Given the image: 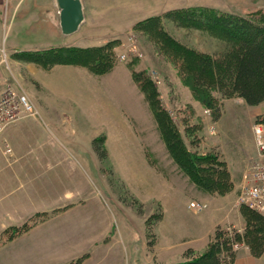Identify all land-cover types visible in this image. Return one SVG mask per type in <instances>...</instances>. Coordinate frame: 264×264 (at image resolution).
<instances>
[{"label":"rangeland","instance_id":"1","mask_svg":"<svg viewBox=\"0 0 264 264\" xmlns=\"http://www.w3.org/2000/svg\"><path fill=\"white\" fill-rule=\"evenodd\" d=\"M80 1L83 4L84 19L79 29L70 36H63L58 27L57 33L51 30L49 38L45 39L24 37L17 26L23 5L18 11L11 8L8 0H0V48L5 51V61L0 66V88L7 84L21 88L40 116L38 120L41 126L31 124L28 133L19 136L32 142L37 140L56 143L57 146L60 144L73 156L75 163L78 162L79 170L75 171L74 180L68 182V188L74 192H88L90 201L96 199L101 203L113 225L108 237L123 241V264H173L181 261L183 253L188 249L202 253L212 234L211 232L208 236L205 228L212 226L226 213L228 218L219 226L227 227V221L243 225L236 199L250 179V167L256 158L252 127L259 123L264 129V125L257 121L258 116L249 117L254 111L263 112L264 103L247 106L235 96L216 99L221 106V113L216 121H212L211 111L195 97L189 83L179 74L175 62L158 48L153 40L154 35L135 30L134 26L141 21H136L138 18L158 16L161 27L180 43L210 53L215 48L220 50L224 45L223 41L206 32L187 26L180 27L176 20L166 16L174 10L161 15H157L158 12L182 5L175 10L210 9L244 16L255 11L264 12V0H168L170 3L159 6L152 4L156 0H145L147 4L135 7L128 6V2L134 0ZM97 1L119 4L97 5ZM53 12L56 19V8ZM11 16L16 18L13 23L9 20ZM129 36L133 37L141 56L127 53L125 60L120 61L117 56L124 52L123 45H127ZM48 42L53 46L41 47ZM107 43H111L109 51L117 66L111 73L103 76L68 67L45 70L24 59L25 53L48 50L55 45V48H86ZM132 59L138 62L139 69L146 71L147 77L153 81L159 105L178 126L187 148L199 155L217 153L228 175L227 192L206 194L196 188L177 170L165 148L159 144L154 129L152 132L148 124L146 127L133 125V129L137 131V138L144 146H159L155 153L158 156L162 153L164 166L169 169L168 199L149 197L145 186H142L140 173L125 166L128 151L116 150L112 146L118 141L117 129L114 134L107 127L106 130L98 125L99 119L94 111L104 109L106 104L121 107V99L130 98L132 84L124 66L127 60ZM83 111H88L89 116L83 117L82 114L75 113L74 118L68 117L70 113ZM45 112L51 113L52 117H44ZM18 121L14 122L15 125H18ZM22 127L25 126L19 128ZM119 135L124 141L128 140L127 134ZM131 139L133 140L132 136ZM3 147V150L9 149L8 143L4 142ZM132 152L138 153V150ZM149 152L150 150H143L145 157H148ZM192 202L204 203L206 206L202 210H195L190 207ZM215 209L218 210L213 212ZM164 218L169 219L171 232H174V236L169 238L171 245L167 251L163 249L167 242L163 238ZM191 239L196 241L192 242ZM235 251L237 258L245 254L251 255L242 244ZM146 258L153 263H146Z\"/></svg>","mask_w":264,"mask_h":264},{"label":"crops","instance_id":"2","mask_svg":"<svg viewBox=\"0 0 264 264\" xmlns=\"http://www.w3.org/2000/svg\"><path fill=\"white\" fill-rule=\"evenodd\" d=\"M8 1L11 8L18 11L23 5L22 15L17 26L23 32L24 37L46 39L50 36L48 33H57L58 16L54 19L53 12L55 8L58 12L55 0ZM141 1H130L128 6L147 4L145 0L143 3ZM153 2L152 4H157V6L170 3L168 0ZM112 4L119 3L97 1V5ZM181 6L161 9L157 15ZM42 17L45 19L43 20ZM145 18L147 17L138 18L136 21ZM9 20L10 23H13L16 18L11 16ZM49 46L53 45L48 42L41 47ZM215 49L210 51L213 52ZM56 67L81 69L90 74L81 67L59 65L54 68ZM125 70L132 84L133 91L129 96L131 99L128 97L121 99L123 105L121 107L106 104L104 109L94 111V114L99 119L98 125L107 127L108 131L110 129L114 134L117 129L119 134L128 135V140L124 141L123 137L120 138L118 134V141L112 146L116 150L128 151L129 156L124 161L125 166H128L131 171L140 173L142 186H145V191L150 194L149 197L168 199L169 169L164 166V160L161 158L162 153L161 155L159 153V156L155 153V149H159V146L156 148L150 144L144 146L137 138V131L133 129V125L146 127L148 124L152 132L154 129L159 138L156 123L126 66H124ZM103 104L105 106V103ZM35 109L37 110L36 107ZM75 113L82 114L83 117L89 116L87 115L88 111H83L70 113L68 117L74 118ZM43 115L46 118L52 117L49 112H45ZM259 115L264 116V111H254L249 118ZM39 118L37 110L35 117H25L18 121V125H15L16 122L13 123L14 125L10 124L0 134V264H69L78 258L81 259L80 264H123L122 256L125 251L123 241L108 237V234L113 230V225L101 203L96 199L90 201L91 197L88 192H74L68 188V182L71 183L74 180V173L79 170L78 162L75 163L73 156L60 144L57 146L56 143L37 140L32 142L19 136L22 133L27 134L31 124L41 126ZM18 126L25 127L19 128ZM159 141V144L164 148L160 138ZM4 142L9 145L10 154L8 155L3 150ZM104 147L106 148V145ZM145 149L150 150L148 157H145L143 153ZM134 150H138V153L132 152ZM217 210L215 209L213 212ZM43 213L49 214L45 220L10 240L3 238L5 229L19 227L34 215ZM227 218L228 214L226 213L212 226L205 228L208 231L207 235L210 236L214 228ZM225 223H227L226 226L242 228V225L238 226L239 223L237 225L231 224L229 221ZM162 228L163 238L167 241L163 249L167 251L171 245L169 238L174 236V232H171L169 219H163ZM191 241L194 240L191 239ZM145 262L153 263L152 260L149 262L147 258ZM234 264H264V253L259 257L249 254L242 255L235 260Z\"/></svg>","mask_w":264,"mask_h":264},{"label":"trees","instance_id":"3","mask_svg":"<svg viewBox=\"0 0 264 264\" xmlns=\"http://www.w3.org/2000/svg\"><path fill=\"white\" fill-rule=\"evenodd\" d=\"M166 16L176 20L180 27L187 26L206 32L223 41L220 50L201 52L173 38L161 27L158 16L138 21L134 26L135 30L154 35L153 40L158 48L175 62L179 74L189 83L195 97L211 111L212 121H216L221 113V106L216 99L235 96L247 106H257L264 102V12L255 11L240 16L210 9H179ZM110 46L111 43L86 48L53 47L25 53L24 59L45 70L59 65L75 66L84 68L92 75L102 76L111 72L115 66ZM128 61L125 63L130 77L143 96L156 123L159 138L177 170L206 194L227 192L228 175L217 153L199 155L187 148L178 126L159 105L153 81L147 77L146 71L139 69L137 61ZM257 118L264 125V116ZM239 212L243 220L240 233L231 236L227 227L217 225L202 253L188 249L183 253V259L173 264H233L237 255L232 250V243L247 247L254 257L261 256L264 253V215L244 205L240 206ZM48 215H34L19 227L5 229L3 238L12 239L45 220ZM80 261L78 258L69 264H80Z\"/></svg>","mask_w":264,"mask_h":264},{"label":"built area","instance_id":"4","mask_svg":"<svg viewBox=\"0 0 264 264\" xmlns=\"http://www.w3.org/2000/svg\"><path fill=\"white\" fill-rule=\"evenodd\" d=\"M124 52L119 54L117 58L124 61L127 53L134 56H141L137 48V44L132 36L127 38L123 45ZM5 61V51L0 48V66ZM37 111L30 101L29 97L21 88L14 87L12 84H7L0 88V133L7 126L25 117H35ZM253 141L256 150V158L250 167V179L247 184L241 189L236 199V205L246 206L247 208L264 215V129L259 123L252 127ZM5 154H10V149L5 148ZM204 203L192 202L190 207L195 210L205 208ZM231 236L235 233H240L242 228L235 226L227 227ZM239 243H232V250L240 248Z\"/></svg>","mask_w":264,"mask_h":264},{"label":"water","instance_id":"5","mask_svg":"<svg viewBox=\"0 0 264 264\" xmlns=\"http://www.w3.org/2000/svg\"><path fill=\"white\" fill-rule=\"evenodd\" d=\"M58 7V27L62 35L68 36L77 31L83 22L80 0H55Z\"/></svg>","mask_w":264,"mask_h":264}]
</instances>
